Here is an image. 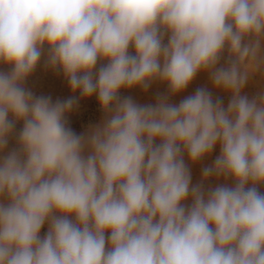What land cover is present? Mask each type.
<instances>
[{
	"label": "clouds",
	"instance_id": "obj_1",
	"mask_svg": "<svg viewBox=\"0 0 264 264\" xmlns=\"http://www.w3.org/2000/svg\"><path fill=\"white\" fill-rule=\"evenodd\" d=\"M262 41L264 0H0V264H264V93L242 94ZM45 46L105 113L87 134L66 119L77 97L24 87ZM202 71L226 107L205 87L120 95H176ZM217 145L202 176L234 185L192 184L185 154Z\"/></svg>",
	"mask_w": 264,
	"mask_h": 264
},
{
	"label": "rangeland",
	"instance_id": "obj_2",
	"mask_svg": "<svg viewBox=\"0 0 264 264\" xmlns=\"http://www.w3.org/2000/svg\"><path fill=\"white\" fill-rule=\"evenodd\" d=\"M164 43H167V35L165 36ZM129 51L134 54L133 48L130 47ZM47 54V47L45 46L40 63L37 65L35 71L24 82V87L31 90L36 96H51L53 102L57 99L64 100L71 96L77 97L78 104L75 106L73 111L66 115V119L68 121V126L73 127L72 129L77 134H87L91 127L101 123V121L105 118V113L102 111L95 95L90 98H80L79 91L75 93L71 91L61 72H54L53 70L45 67ZM230 60L231 54L226 49L222 54L220 64H226ZM102 63H107V61H98L97 67H99ZM254 64L255 68L249 73V78L242 90V94H246L249 98H253L258 94L264 93V41H262L260 57L254 61ZM0 71H10V66L0 64ZM200 87L208 88L209 91L212 92L213 98L221 97L225 107L231 99L230 93L216 89L212 86L209 74L204 71L198 73L190 85L183 92L176 95H169L167 84L160 81H154L147 91H144L139 87L122 89L120 95L131 96L134 101L139 104H155L158 95H166L169 96L170 103L179 104L182 99L188 95L194 94L196 89ZM22 126V121L17 122L16 129L9 140L8 149H6V151L17 147V143H15L16 135ZM77 129L79 130L77 131ZM218 155L219 145L216 146L209 156L197 163L190 161L185 154V162L191 169L192 184L201 183L203 181L205 188L215 187L218 184H228L229 186L234 185V181L231 178L226 179L224 177L213 176L204 180L202 176V169L205 166L211 165ZM258 187L261 192H264V185H259ZM185 203L190 204L191 198L189 197ZM47 229L48 225L45 223L44 227L41 229V236L47 232Z\"/></svg>",
	"mask_w": 264,
	"mask_h": 264
},
{
	"label": "trees",
	"instance_id": "obj_3",
	"mask_svg": "<svg viewBox=\"0 0 264 264\" xmlns=\"http://www.w3.org/2000/svg\"><path fill=\"white\" fill-rule=\"evenodd\" d=\"M71 128H73V127H71ZM79 129H77V131H78ZM16 143V142H15ZM16 146H17V144H16Z\"/></svg>",
	"mask_w": 264,
	"mask_h": 264
}]
</instances>
